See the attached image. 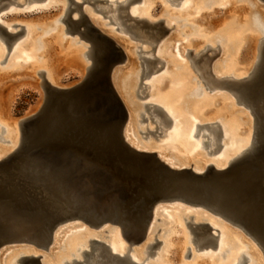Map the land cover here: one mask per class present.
<instances>
[{"label":"water","instance_id":"95a60500","mask_svg":"<svg viewBox=\"0 0 264 264\" xmlns=\"http://www.w3.org/2000/svg\"><path fill=\"white\" fill-rule=\"evenodd\" d=\"M72 2L76 7L70 4L64 17L68 27L95 36L106 49L85 81L46 90L45 104L22 124V148L0 160V250L20 242L48 247L57 229L73 221L119 226L127 240L139 243L148 236L156 209L178 203L228 222L264 251V69L231 84L260 125L257 150L224 169L173 168L126 141L122 106L109 81L114 59L107 53L113 47L83 11L77 19L67 18L69 11L83 10L85 0ZM107 5L110 9L99 8L114 11ZM195 230L201 244L215 247L220 234L209 231L213 227Z\"/></svg>","mask_w":264,"mask_h":264},{"label":"flooded vegetation","instance_id":"af4514ba","mask_svg":"<svg viewBox=\"0 0 264 264\" xmlns=\"http://www.w3.org/2000/svg\"><path fill=\"white\" fill-rule=\"evenodd\" d=\"M85 1H89L93 5H96L94 1H100L111 5V7L117 4L118 8H112L114 11L118 9L124 21L122 23L110 18L105 22L106 28L109 30L105 29L107 31H104L83 11L87 21L113 47V50L107 53V58L114 59V64L109 71V81L122 106V113L125 118L123 135L125 139L129 137L126 141L140 151L157 156L162 162L173 168L193 171H199L198 169L201 168L206 170L220 169V162L229 159L233 153L230 145L233 143L231 140L232 133L231 131H229L231 134L228 132L229 122L227 119L229 118L226 117L223 107L228 106V109L229 107L230 109L239 107L235 112L246 109V106L238 100L231 84L249 78V76L240 77L244 73L250 72L252 75L264 69V20L259 12L260 6H257L256 9V3H251L253 8L251 23L249 25L240 24L238 25L240 28L237 27V30L239 29L246 34L239 33L238 30L239 34H236L233 41L227 37L228 33L233 32V30L224 28L213 32L212 27H209L212 28L210 30L209 28L206 29L207 27L200 30L199 23L201 21V23L207 24L209 21H215L214 19L224 16L236 2H243L238 6L240 8L244 6L243 8L246 9L245 3L248 0H224L225 2L223 0H194L191 4V10L198 13L191 18L187 17L189 14L191 16V13L188 14V10L185 11L186 8H178L181 0ZM137 2L142 4L136 6L138 8L137 13H133L132 9L135 7L133 5ZM260 2L264 6V0H260ZM16 4L18 6L24 5L22 2H16ZM0 6V11L5 8V4ZM263 6L261 9H264ZM95 10L103 13L102 20L109 16L99 7L95 6ZM44 11H46L45 8L34 10L24 8L16 14L31 16L41 14ZM9 15L11 14L6 15L4 13L3 17ZM67 18L70 20L77 19L73 17V11L68 12ZM0 25L6 34H12L13 37L27 32V26L20 23L13 24L14 27L21 28L18 32H13L1 21ZM66 33L75 35L76 31L67 27ZM4 34L1 36L7 44L8 51H11L12 37L5 38ZM67 39L71 41L70 45L75 43L77 46L87 48L83 56L89 64L88 74H93L97 67V40L95 36L81 35L79 39L71 37H67ZM83 41H87L86 43L89 44H84ZM42 47L41 43L38 49ZM38 57L40 60L21 61L19 66L7 65L1 68L6 69L2 76L9 78L23 74V79L27 80V72L29 71L35 74L34 81H38L44 91L51 88L62 89L52 83L47 68L41 63V57ZM24 90L27 91V87ZM218 108H223L222 112ZM223 112L224 116L222 115ZM26 120L27 117L20 120L18 131L22 130V124ZM192 125H195L194 133H191ZM232 145L237 144L234 142ZM237 147L235 146L234 149ZM10 150L11 144L6 137V127L1 125L0 154ZM238 156L231 158L230 164L234 163ZM180 209L190 212L198 211L205 216L210 215L199 208L183 206ZM213 217L220 223L225 222L215 216ZM193 224L212 227L208 222ZM77 225L80 224L73 226ZM89 227L94 228L90 225ZM66 229L67 227L61 233ZM94 229H98V227ZM109 229L106 227L103 231L100 230L94 234L100 235ZM160 231L161 228L153 236V242H160L158 245L163 243V240L159 238ZM190 234L195 249L201 250L207 246L200 243L202 235L194 231L192 227H190ZM161 236L166 237V233L164 232ZM72 240H76V238ZM72 240L69 242V246ZM127 241V250L129 252L135 250L134 245L136 243ZM92 242L103 248H110L102 239L93 238ZM151 244L145 259L150 258L151 260V257L155 255V247L151 249ZM38 246L26 242L19 246L14 245L13 247L19 250L17 254L20 253V256L17 255L13 261L20 264H31L32 261L36 264H44L42 261L43 254L38 251L42 247ZM44 248L49 249L48 247ZM245 253L243 252L242 256L249 260ZM112 254L117 257H124L115 252ZM126 255L129 264H142L133 259L132 255L128 253ZM209 255L212 254L209 252L193 254V248L188 247L185 258H191L190 261L198 259L200 262L208 258Z\"/></svg>","mask_w":264,"mask_h":264},{"label":"rangeland","instance_id":"374dc122","mask_svg":"<svg viewBox=\"0 0 264 264\" xmlns=\"http://www.w3.org/2000/svg\"><path fill=\"white\" fill-rule=\"evenodd\" d=\"M77 1L83 2L84 0H77ZM157 1H161V0H157ZM184 1L185 0H181V4L179 5L178 8L181 7V5ZM253 1L254 0H252V1L248 0L245 3L246 10L248 11L247 12L248 14L250 11L253 12V8H252L251 3H257L258 4L257 6H260V7L263 6V3H261L260 0H255L256 2L255 1L253 2ZM16 2H22V3H24V5L18 6L16 4ZM2 4H5V8L1 9L0 16L3 15L4 13L6 15L11 14L7 17H5V16L2 17L4 20H8L6 18L14 17V18H11L14 23H20V24L27 26V32H26L27 34L29 31L28 28H29L31 20H32L31 24L33 22V24H35L37 26L38 30H37V36L36 37H38V39L36 38V41H37L36 46L40 47L41 43L43 42L42 41L43 38L44 39L47 38L46 35L49 34L50 32L52 33V31H53L52 34H57L56 35L57 39L58 40L60 39V41H58L56 39L59 42L58 43L59 49L63 48L62 49L63 52H66V51H68V53L74 52L77 55V59H76L77 63L75 66H73V65H71L72 67L65 66V68H64L65 72L63 73V77H62L63 81H65V83L78 84L84 80L83 77H84V75L87 74V72H88L87 67L89 65L83 56V53L86 52L87 48L77 46V44H75V43H74V45H69V46L67 45V43L71 42L69 39H67V37L79 39L81 36V33L76 32L75 35H71L69 33H66V28L68 27V24H67V22L61 20L62 17L65 15V12H66L65 10L67 9L68 5L70 4V0H4V1H2V3L0 5H2ZM140 4H142V3L137 2L133 6H139ZM248 5H251V6H248ZM95 6L110 9L107 4L97 3L96 5H93L91 2L85 1L83 6H82L83 8L82 7L79 8V9H83V10H74L73 11V17H78V18L81 17L82 11H84V13H86L90 18L92 16L96 17V18L100 16L99 19L101 21L102 17L104 15H103V13L96 11ZM72 7H76V6L73 4ZM112 7L113 8L115 7V9H116L119 6L117 4H114ZM24 8H26L27 10H34L36 8H45L46 11H44L41 14L31 15V16H29V15L24 16V15H17L16 14V13H18V11L23 10ZM11 9L14 11L12 12ZM9 11H11L12 13ZM115 11L109 10L107 14L113 15V13ZM195 13H198V12H195ZM12 15H14V16H12ZM249 16H250V14H249ZM110 18H111V16H108L101 21L102 24L100 22V24L103 26L102 28L109 30V28H106L107 25L105 22L110 20ZM248 18H250V17H248ZM263 20H264V16H263ZM226 22H228L227 19H226V21L225 20L223 21V23H226ZM42 24H44V25H42ZM46 27L47 28L49 27V28L47 29ZM44 28H46V29H44ZM11 30H13V32H18L19 30H21V28L13 26ZM57 32L59 34L60 33L61 34L59 35ZM26 33L24 34V32H23L22 34L18 35L17 37H12V40H13L12 45H11L12 49H14L21 41L22 42L24 41V39L26 38ZM111 34H112V32H111ZM4 36H5V38L9 39V36L7 34H4ZM27 37H28V35H27ZM61 41L63 42V45H60V43H62ZM86 42L87 41H83L84 44H89ZM64 43L66 46L64 45ZM0 44H2V48L4 49L3 50L4 55L6 54L5 59L3 57V59L0 60V78H1V82L3 81L1 86L4 87L5 93H9L12 90L11 94H10L11 95L10 101H9L10 103H12V105L10 108L11 111L8 114V118H10L14 121V125L19 130L20 120L25 118V117H28L27 116L28 112L31 109H34V107H38V104H39L41 99H42V104H43L46 94H45V91L42 88V86L39 85L38 81H34L36 76L32 72L31 73L29 71L27 72V80L23 79V78L19 79L18 77H9V79L5 80L7 77L2 76V74L6 72L5 71L6 69L4 70L1 68H4L5 66H7V62H5V61L8 58L7 56H9L10 53L12 52V49H11V51H8L7 44L4 41L3 37L1 36V33H0ZM61 46H63V47H61ZM34 50L38 51L37 48ZM8 52H9V54H8ZM1 57L2 56H0V58ZM31 59L32 60L33 59L40 60L39 57H37V58L32 57ZM73 78H74V80H72ZM26 87H27V91L24 90V88H26ZM245 108L246 109H244V110L236 111L235 114L243 122L242 124L244 125V127H243L242 132H247L248 130L253 132V130H254V116L251 113L249 108H247V107H245ZM236 109H239V107H236V108L230 109V110H232L234 112ZM226 110L227 109H224V111H226ZM230 110L226 111L227 114L225 113L226 117H228V118H229V116L231 117V114H233L232 111H230ZM229 112H231V113L229 114ZM18 133L20 134V131H18ZM7 134L8 133L6 132V137H7ZM183 206H185V205H183ZM174 207L172 208V206H170V207L165 209L166 212H159L154 217L153 222L155 225H154V229L152 231V234L150 235V237L148 239H146L147 238L146 237L141 242L136 243L137 245L136 244L134 245L135 250L129 252L127 250L128 241L123 236H121L122 237L121 244L124 246L125 250L127 251V253L129 255L133 256L136 254L137 251L138 252L142 251V253L139 257L140 261L139 260H137V261L141 262L142 264H156L155 261L159 257L158 258L159 259L158 264H160V254L162 251L165 250L166 251V257L168 258V260H170L169 264L173 263L171 261H176V260L179 261L180 263L182 262L183 264H186L185 261L190 262V260H191V258H185L188 247H191V248H193V254H199V253L203 254V253H207V252L212 254V255H209L208 258H205L203 261H201L203 264H214L215 260H217L216 263H218V264H242L243 262H245V264H250V262L252 260V257H251L252 255H250V254L255 253V252H256L257 256L260 257L259 263L264 264V251H263V249L256 243V241H254L252 238L247 236L240 229L232 226L231 224H229L226 221L223 223H220L217 220H215V218L211 215L205 216L204 214H201L199 212H190L188 210H181L180 209L181 206H174ZM190 221L192 223H207V222L209 223L210 221L215 223L214 225H212L210 223V225H212L214 230H209V231H213L217 235L220 234V237L215 241V247L207 245L206 247H204L201 250L195 249V245L191 241L190 227L187 225V223ZM76 224H80V225L73 226ZM106 226H109V228H110L107 232H102L100 235L94 234L100 230L103 231L106 228ZM65 227H67L66 231L64 230V232H62L57 238H53V240L49 244L50 245L48 247L49 249L38 250L40 254H43V261H44L43 263L44 264H66L67 261H70L74 258H76L78 260L83 259L84 258V255L82 253V250L84 249L83 246L80 250H79L80 247L77 249H74V250H72L69 247V242L72 239L76 238L78 240V238H79V240L82 239L81 241H83V239L86 237L94 236L96 238L104 240L105 243L109 245L112 242L111 240H113L112 236L115 234L114 233L115 228H117V226L107 224V225H103L102 227L101 226L98 227V229H94V228L89 227V225H87L83 222L73 221V222H69V223L61 226L57 230L56 233H58L62 228H65ZM84 228H86V229L83 231ZM118 228H120V227L118 226ZM159 228H161L159 238L161 240H163V243L155 247V255L151 257V260H150V258L145 259V255L148 251L147 246L149 244L153 243V236ZM225 228H228L231 232L234 233L233 235L231 234L232 237L227 236V233L223 232ZM216 229H220L221 232L218 233L216 231ZM87 232H89V233H87ZM164 232L166 233V237L161 236V234H163ZM92 233H93V235H92ZM222 233L225 234V236H224V234H223V236L225 237V244H226L227 248L225 250L223 248L222 249L223 253L219 256L218 253L220 252V250L218 248V245L220 243ZM181 234H182V236H181ZM183 237H187V238L184 239ZM230 238H233V239H230ZM177 240H181V241L178 243ZM23 243H25V242L7 244L2 249L3 252L1 250L2 254L0 256V264H8V263L9 264H20L19 262H11L13 260L9 261V259L13 256H16L17 253L19 252V250L15 249V247H13V246L14 245L19 246ZM27 244H29V243H27ZM30 244L31 245L33 244L35 246L34 243H30ZM233 244L235 246V249L233 252L235 254L240 253V252L241 253L246 252L245 255L249 258V260H245L244 257L242 256V254H240L239 258L227 257V254L230 253L231 252L230 250L233 249V247H234ZM169 245H170V247H169ZM197 256H199V255H197ZM218 258H220L221 263H220V261L218 262ZM212 261H214V262H212ZM255 262H256L255 264H257V261H255Z\"/></svg>","mask_w":264,"mask_h":264},{"label":"bare ground","instance_id":"6f19581e","mask_svg":"<svg viewBox=\"0 0 264 264\" xmlns=\"http://www.w3.org/2000/svg\"><path fill=\"white\" fill-rule=\"evenodd\" d=\"M149 1H152V0H149ZM193 1L194 0H185L183 3H182V5H181V7L182 8H186V10L185 9H182V10H185L186 12H187V10H188V14L189 13H191V16H190V14H189V16H187V17H193V16H195L196 15V13H194L191 9H192V7H191V4H193ZM228 1V0H227ZM232 1V0H231ZM235 1H238V0H235ZM242 1H247V0H242ZM255 1V0H254ZM253 1V2H254ZM223 2H225L224 0H223ZM256 2V1H255ZM73 2H72V0H70V4H72ZM240 3L241 2H239V3H233V7H230V9H228V11L225 13V15L224 16H221V17H219V18H216V19H214L215 21H209L207 24L206 23H201V21H200V23H199V25H200V30L201 29H203V28H206V29H208L209 27H212L213 28V32H215V31H219V30H221V29H224V28H227L226 30H233V32L231 31H228V32H230V33H228V32H226V33H228V36L227 37H229V39H231V40H233V38H235V36H236V34L238 33V30H237V27H239L238 25H249L250 23H251V17H252V15H253V12H249V14H250V16H249V14L247 13L248 11L245 9V8H243L244 6H242V8H240L239 6H238V4L240 5ZM243 3V2H242ZM241 3V4H242ZM70 4L68 5V7H67V9L65 10L66 12H65V15L67 14V11H68V9H69V6H70ZM73 5V4H72ZM244 5V4H243ZM258 4L256 3V6H257ZM248 6H251V5H248ZM1 7V6H0ZM181 7H180V9H181ZM197 7V6H196ZM66 8V7H65ZM64 8V9H65ZM198 8V7H197ZM196 8V9H197ZM263 8H264V6H263ZM91 9V8H90ZM194 9V8H193ZM200 9V8H199ZM256 9H257V7H256ZM137 10H138V8H136V6L135 7H133V9H132V12L133 13H137ZM11 11L13 12L14 10H12L11 9ZM11 11H9V12H11ZM92 11V10H91ZM190 11V12H189ZM258 11V10H257ZM11 12V13H12ZM259 12H260V14L262 15V16H264V9H261V7H260V9H259ZM8 13V12H7ZM90 13V12H89ZM65 15L62 17V19L61 20H63L64 21V17H65ZM91 15V14H90ZM109 16H111V18H113V19H115V20H117V21H119V22H124L123 21V19H122V17L120 16V14H119V12H118V10H116L114 13H113V15H109ZM183 16V15H182ZM3 15H1L0 16V21L3 23V24H5V25H7L8 26V28L11 30L12 29V27H13V24H15L13 21H12V19L11 18H14V17H10V18H6V19H8V20H4L3 18ZM100 17V16H99ZM99 17H91V19H92V21L98 26V27H100L101 29H103L104 31H107V30H105V28H102L103 26L101 25L102 24V20L100 21V19H99ZM248 17H250V18H248ZM254 17V16H253ZM75 18H78V17H75ZM44 19V18H43ZM226 19L228 20V22H226V23H223V21L225 20L226 21ZM32 21V20H31ZM31 21H30V25H29V28H28V37H27V35H26V38L24 39V41L22 42H20L14 49H13V51L11 52V54L9 55V56H7L8 58V60H7V65H12L13 67L14 66H19L21 63V61H29V60H32L31 58L32 57H35V58H37L38 56H40L41 57V63L47 68V70H48V72H49V74H50V79H51V81H52V83L54 84V85H56V86H58V87H60V88H62V89H66V88H72V87H75L76 85H78V84H80V83H82L83 81H85L88 77H89V74H88V72H87V74L86 75H84V80L83 81H81L80 83H78V84H75V83H65V81H63V79H62V77H63V73L65 72V70H64V68H65V66H67V67H72L71 65H73V66H75L76 65V63H77V55L74 53V52H69L68 53V51H66V52H63V48L62 49H59V47H58V41H60V39L58 40L57 39V37H56V35L57 34H52L53 33V31H52V33L50 32L49 34H47L46 35V37L47 38H43V42H42V45H43V47L41 48V49H38V46H36L37 45V41H36V38L38 39V37H36L37 36V26L35 25V24H33V22H32V24H31ZM48 21V20H47ZM254 21V20H253ZM35 22V21H34ZM41 22V21H40ZM100 22H101V24H100ZM192 22V21H191ZM195 22V21H194ZM198 22V21H197ZM196 22V23H197ZM45 23V22H44ZM254 23V22H253ZM198 24V23H197ZM42 25H44V24H42ZM196 25V24H195ZM253 25V24H252ZM255 25V24H254ZM253 25V26H254ZM45 27V26H44ZM197 27V26H196ZM47 28V27H46ZM46 28H44V29H46ZM49 28V27H48ZM47 28V29H48ZM212 28H209V30L210 29H212ZM240 28V27H239ZM241 28H242V26H241ZM247 28V27H246ZM249 29H250V26H249ZM14 30V29H13ZM12 30V31H13ZM245 30V29H244ZM251 30V29H250ZM249 30V31H250ZM45 31V30H44ZM47 31V30H46ZM204 31V30H203ZM236 33H235V32ZM3 32L5 33V31L3 30ZM60 32V31H59ZM76 32H80V31H76ZM109 32V31H108ZM205 32V31H204ZM207 32H208V30H207ZM241 31L239 30V33H240ZM247 32V31H246ZM4 33H1V35H3ZM58 33V32H57ZM81 33V32H80ZM201 33H203V32H201ZM210 33V32H209ZM238 33V34H239ZM241 33H245V32H241ZM59 34V33H58ZM61 34V33H60ZM59 34V35H60ZM208 34V33H207ZM246 34V33H245ZM244 34V35H245ZM58 35V36H59ZM209 35H211V34H209ZM216 35V34H215ZM242 35V34H241ZM85 36H93V35H91V34H89V33H86V35ZM94 37V36H93ZM232 37V38H231ZM237 37H239V36H237ZM59 38V37H58ZM58 41H57V40ZM230 40V41H231ZM235 40V39H234ZM233 40V41H234ZM63 41V40H62ZM61 41V42H62ZM228 42H229V40H228ZM231 43V42H230ZM232 43H234V42H232ZM228 44V43H227ZM60 45H63V42L62 43H60ZM64 45H65V43H64ZM67 45L69 46L70 45V43H67ZM66 46V45H65ZM37 48V50L38 51H35L34 49H36ZM52 47V49H49V48H51ZM61 47H63V46H61ZM103 47H105L104 45H102V44H99V42L97 41L96 42V54H97V56H96V60H97V67H96V69H95V72H96V70H98V67H99V64H100V60H99V55H100V53H102V52H104L103 50ZM125 47V46H124ZM227 48V47H226ZM105 49H106V47H105ZM127 49V48H126ZM130 49V48H129ZM3 48H2V44H0V56H2L1 58H0V60H2L3 59V57H4V59H5V55H4V52H3ZM40 50V51H39ZM128 50V49H127ZM129 52H130V50H129ZM85 53H83V55H84ZM131 56H132V53H131ZM130 56V57H131ZM133 57V56H132ZM34 60V59H33ZM132 60V59H131ZM254 60V59H253ZM252 60V61H253ZM254 64V63H253ZM66 67V68H67ZM87 70H88V67H87ZM91 75V74H90ZM253 75H255V74H250V72H247V73H244V74H242V75H240V77H248L249 76V78H251V77H253ZM14 77H18L19 79L20 78H24V76H23V74H20V75H18V76H14ZM7 79H9L8 77L5 79V80H7ZM4 80V81H5ZM3 82V81H2ZM2 82H1V78H0V126L1 125H3V126H5L6 127V132L8 133L7 134V137L9 138V140H10V144H11V150L10 151H8V152H4L3 154H0V160L1 159H3V158H5V157H7L9 154H11L12 152H15V151H17V150H19V149H21L22 148V146H23V141H22V130H20L21 132H20V134L18 133V129H17V127L14 125V121L12 120V119H10V118H8V114H9V112L11 111L10 110V108H11V105H12V103H10L9 101H10V97H11V91L9 92V93H5L4 92V87L3 86H1V84H2ZM16 83V82H15ZM45 94H46V96H45V99H44V102H43V104H42V99L40 100V102H39V104H38V107H34V109H31L29 112H28V117L29 116H31L32 114H34V113H36L37 111H39L40 109H41V107L45 104V101H46V99H47V93H46V91H45ZM10 103V104H9ZM225 107H226V109L227 110H230V107H229V109H228V106H224L223 108L225 109ZM245 107V106H244ZM247 107V106H246ZM201 108H203V107H201ZM222 108V109H223ZM247 108H249V107H247ZM220 109V110H219ZM222 109L221 108H218V110L219 111H221L222 112ZM250 109V108H249ZM226 110V111H227ZM219 111H217L218 113H219ZM225 111V112H226ZM230 111H232V110H230ZM251 111V110H250ZM231 112H229V114H230ZM232 113L233 114H231V117L229 116V119H227L228 120V122H229V128H230V130H229V128H228V132L229 131H231V140H232V142L234 143H236L237 145H238V147H237V145H235L237 148H235L234 149V145H232V144H230L231 146H232V154L229 156V159H226V160H223V161H221L220 162V165H219V167H220V169H224V168H227V167H229L231 164H230V159L231 158H233V157H236V156H238L237 157V159L238 158H240V157H242V156H244V155H246V154H249V153H251V152H254V151H256L257 150V148L260 146V143H261V139H260V134H259V131H260V125H258V122L257 121H255V117H254V130H253V132H251V131H247V132H242L243 131V127H244V125L242 124L243 122L241 121V119H239V117L238 116H236V114H235V111L233 112L232 111ZM252 113V112H251ZM224 114V112L222 113V115ZM227 114V113H226ZM253 114V113H252ZM216 115H218V114H216ZM221 115V116H222ZM215 116V115H214ZM224 116V115H223ZM253 116H254V114H253ZM216 117V116H215ZM23 122V121H22ZM186 123V122H185ZM193 127H191V133H194V131H195V125H192ZM227 126H228V123H227ZM21 129V128H20ZM174 135V134H173ZM192 135V134H191ZM228 136V135H227ZM230 137V136H229ZM128 139H129V137H127ZM126 138V139H127ZM130 142L132 143V141L130 140ZM132 144H134V143H132ZM191 144V143H190ZM229 147V146H228ZM235 150V151H234ZM245 150V151H244ZM231 153V152H230ZM221 159V158H220ZM236 159V160H237ZM235 160V161H236ZM199 171L198 172H204V171H206V169L205 168H201V169H198ZM172 207H174V206H181V207H183V204H178V203H176V204H173V205H171ZM184 207H186V206H184ZM166 208H168L167 206H165V205H162V206H160L159 208H157L156 209V212H155V216L159 213V212H166ZM192 212H194V211H192ZM198 212V211H197ZM81 222V221H80ZM209 223H211L212 225H214L215 223H213L212 221H210ZM86 224V223H85ZM107 225V224H106ZM154 222H152V224H151V226H150V229H149V234H148V236H147V238L146 239H148L149 237H150V235L152 234V231H153V229H154ZM188 225L190 226V227H192V229L194 230V231H196L195 230V228H196V225L197 224H193V223H191V222H189L188 223ZM102 227V226H101ZM106 227H109V226H106ZM95 228V227H94ZM64 228H62L58 233H55V236H54V238L55 237H57L60 233H61V231L63 230ZM58 230V229H57ZM174 231V230H173ZM57 232V231H56ZM221 232V231H220ZM223 232H225V233H227V236H229V237H232L231 236V234L233 235L234 233L233 232H231L228 228H225L224 229V231ZM115 234L112 236V238H113V240H111L112 242L109 244V247L110 248H103L102 246H101V248L97 245V244H94V242H92V239L93 238H96V237H94V236H92V237H86V238H84L83 239V241H81L82 239H80V240H72V242L70 243V248L72 249V250H74V249H77V248H79V250L82 248V246H83V250H82V253H83V255H84V258L83 259H80V260H78V259H76V258H74V259H72V260H70V261H67L66 262V264H129L128 262H127V251L125 250V248H124V246L121 244V239H122V237L121 236H123L124 237V235H123V233H122V231H121V228H118V226H117V228H115V232H114ZM223 234L224 233H222L221 234V240H220V243H219V245H218V248H219V250H220V252L218 253L219 254V256L223 253L222 252V249L224 248V250L227 248V246H226V244H225V234H224V236H223ZM239 234V233H238ZM244 234V233H243ZM93 235V234H92ZM181 236H182V234H181ZM243 236V235H242ZM92 238V239H91ZM125 238V237H124ZM184 238V237H183ZM185 238H187V237H185ZM202 238V237H201ZM79 239V238H78ZM97 239H99V238H97ZM126 239V238H125ZM230 239H233V238H230ZM127 240V239H126ZM181 240H177V242L179 243ZM21 243V242H20ZM30 244V243H29ZM33 245V244H32ZM137 245V244H136ZM150 245V244H149ZM149 245L147 246V248L149 249ZM174 245V244H173ZM50 246V245H49ZM48 246V247H49ZM210 246V245H209ZM226 246V247H225ZM233 246H234V244H233ZM238 246V245H237ZM5 247V246H4ZM3 247V248H4ZM39 247V246H38ZM40 247H42V246H40ZM169 247H170V245H169ZM239 247V246H238ZM2 248V249H3ZM1 249V250H2ZM42 249H45L44 247H42ZM69 249V248H68ZM234 249H235V246L233 247V249H231L230 251V253H228L227 254V257H233V258H239L240 257V254H242L241 252L240 253H237V254H235L233 251H234ZM1 250H0V256H1V254H2V252H3V250H2V252H1ZM104 252H109L110 254H112V252H115V253H118V255L120 254V255H123L124 257H117V258H113V260H110V259H106V257L104 256ZM141 253H142V251L140 252H136V254L135 255H133L132 256V258L133 259H135V260H139L140 261V255H141ZM20 254V253H19ZM19 254H17V255H19ZM160 254V253H159ZM217 254V255H218ZM15 255V254H14ZM16 255V256H17ZM138 257H137V256ZM250 255H252L251 257H252V260H251V262H250V264H255L256 262L255 261H257V264H263V263H259L260 262V257H258L257 256V254H256V252L255 253H252V254H250ZM16 256H13V257H11L10 259H9V261H11V260H14V258H16ZM20 256V255H19ZM18 258V257H17ZM159 258V257H158ZM157 258V260L155 261L156 262V264H158L159 263V259ZM8 261V262H9ZM42 261H43V257H42ZM169 261L170 260H168V258L166 257V251L164 250V251H162L161 252V254H160V264H169ZM185 261V260H184ZM220 261V263H221V260H220V258H218V262ZM11 262H15V261H11ZM44 262V261H43ZM171 262H173L172 264H183L182 262L180 263L179 261H171ZM170 262V263H171ZM212 262H214V261H212ZM217 262V260H215V262H214V264ZM185 263L186 264H203L201 261L199 262L198 261V259H195V260H193V261H190V262H186L185 261ZM9 264V263H8ZM216 264H218V263H216Z\"/></svg>","mask_w":264,"mask_h":264}]
</instances>
